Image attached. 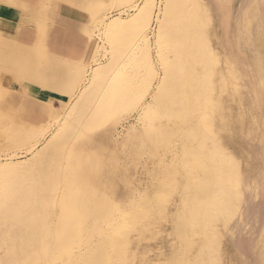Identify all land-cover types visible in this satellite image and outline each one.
<instances>
[{
  "label": "rangeland",
  "instance_id": "374dc122",
  "mask_svg": "<svg viewBox=\"0 0 264 264\" xmlns=\"http://www.w3.org/2000/svg\"><path fill=\"white\" fill-rule=\"evenodd\" d=\"M1 1L0 71L9 72L18 81L17 86L21 91L27 90L32 92L31 96L52 101L55 107L49 121H53L58 108V120L39 135L37 147L41 148L53 135L56 136L58 147L63 151L64 169L61 176L63 182L56 195L54 218V233L60 239L58 245L48 244L44 251L38 248L37 254L33 251L29 256V262L15 259L13 264H201L200 257L209 254V251L200 241L205 230L203 221L197 215L200 212L212 215L214 223L208 227L207 233L220 230L221 234L217 235H221L225 246L235 251V260L238 259L240 264H262L264 42L261 45L260 39L264 38V0H197L201 20L198 32L194 26L186 25L187 22L177 25L176 22L163 20L166 0H155L153 14L142 21V27H145L150 38L147 48L141 42L140 24L135 20L123 30H113L112 33H107L103 27L99 35L98 28L94 27L95 23L97 27L99 23L97 14L89 10L97 20L90 22L88 33L91 42L95 41L99 46L86 63L82 77H90L96 71L103 80L100 79L85 92L82 101L79 100L82 91L89 88L91 82L81 80L74 83L75 75L65 76L55 66L53 69L58 76L48 84V90L36 89L37 86L32 87L34 84L23 86L19 82L20 76L15 71L17 61L11 55H16L14 51L18 47H13L9 42L16 40L2 17L3 12L12 7ZM138 1L105 3V15H116L123 11V15L128 16L134 12L133 7ZM185 1L189 4L186 11L190 16L195 8V4L191 3L194 0ZM179 25L188 26L189 31L193 29L184 34V41L178 38L181 35L179 32L177 35ZM160 29L166 33L159 40ZM196 32L205 41L207 39L204 48L208 51V60L195 61L191 57L192 73H198L201 84L206 87L210 81L218 79L212 90L215 114L211 118L218 129L220 141L235 147L234 151L241 161L239 180L234 184L238 207L230 220H227L225 213H221L225 206L222 203H225L223 201L231 191L229 186L225 187L226 192L218 191L215 202L219 206H211V194L202 193L197 188L198 184L209 183L210 178L213 181L216 177L206 176L213 165L208 162V155L216 149L218 163L223 167L227 156L208 127L194 131L192 137L186 134L203 108L191 104L192 96L188 102L179 100L183 99L182 94L186 90L190 93V78L184 79L186 83L182 89L167 88L159 97L154 96L169 69L177 68L173 53L177 51L174 47L175 37L179 40L176 42L183 45L182 51L189 53L187 51L192 44L190 37L193 38ZM198 51L193 47L190 53L196 55ZM8 54L11 59H8ZM99 63H104L101 68ZM235 66L242 74V78L237 75L235 80L242 91L243 103L240 105L232 98V86H228V93L224 90L227 73ZM33 68L40 73L41 70L35 65ZM213 70L218 71V77L211 75ZM34 80L33 76L32 82ZM7 82L0 72V113L6 115L0 124L2 163L29 158L30 144H17L12 137L18 135L19 131L34 132L23 122L21 109L3 103V95L9 85ZM72 85L73 96L70 95ZM239 107L245 111L242 123L238 117ZM41 168V172H31L37 175L48 173L46 166V169ZM11 175V172L0 170V243L7 236L17 238L18 230L28 221H21L20 213L23 210L19 202L22 193L15 191L17 184H14L18 183L19 176ZM39 180L41 182L43 178ZM40 182L33 181L34 186ZM64 210L70 216L67 219L70 224L64 236L60 237ZM2 255L0 248V259ZM229 256L227 252L221 253L220 263L230 264Z\"/></svg>",
  "mask_w": 264,
  "mask_h": 264
},
{
  "label": "bare ground",
  "instance_id": "6f19581e",
  "mask_svg": "<svg viewBox=\"0 0 264 264\" xmlns=\"http://www.w3.org/2000/svg\"><path fill=\"white\" fill-rule=\"evenodd\" d=\"M65 1L71 2L73 0H65ZM93 1H94L93 4L88 6L87 9H89V10H91L97 14V19L99 20V23H98V27L95 26L96 23H95L94 27H96V29L98 28L97 30L99 31V33H98L99 35H101V33L103 31V27L107 33H112L113 30H120V31L123 30L128 25L133 23L132 22L133 20H135L136 22H138L140 24L141 42L145 45V48H147L150 45L149 33L146 31L144 26L142 27V21L145 18H148L153 14V10L155 8V0H140V1H138L133 7L134 12L131 13L130 15L128 14V16H124L122 13L123 11H120L116 15H111V16L105 15V9H104L106 7L105 3H107V4H109V3L114 4L115 3L116 4V3L122 2L123 4H126V3H129L130 1L132 2V0H93ZM195 1H197V0H194V2H191V3L195 4L194 10L192 9L193 14L191 13V15L188 16V13L186 11L187 10V4H188L187 1H185V0H166V4H165L164 10H163V15H162L163 20H165V21L170 20V21L176 22L177 25H178V23H180V24L184 23L185 24L187 22L186 25L189 24V27L194 26V29H196V31L198 32L199 31L198 26H199L200 21H201L200 15L198 12V8H200V3L195 2ZM1 3H7V4L15 6L18 4V1H16V0H2ZM40 8H39V11H40ZM45 11H47V9ZM189 12H190V10H189ZM40 13H42V12H40ZM125 14H127V13H125ZM46 15H48V14H46ZM158 16L159 15H157V18H158ZM107 20H109V22ZM159 22H160V20H159ZM204 25H202V26H204ZM187 27L188 26L181 27V25H179V27H177L178 28L177 35H178V32H179V34H181V35H178V38L182 41H184V39H185L184 34H187L189 31ZM96 29L94 28V30H96ZM191 30H193V29H191ZM191 30L189 31V33L191 32ZM197 32H196V34L194 33L192 35L193 38L190 37V40L191 39L192 40L189 42L190 43L192 42V44H190L188 42V44L191 45V48L195 47L196 49H199V51L196 53V55H194L193 53H190L191 48H190V50L188 49V51H187L190 54L185 53V51L183 52L182 51L183 45L180 44V42L177 43L176 41H179V40L178 39L176 40V37H175L174 47L176 48L177 51H175L173 53H174V56L176 55L175 57L177 59L176 60L177 68L176 69L175 68L169 69L170 72L169 73L167 72L166 75L163 77L161 84H160L161 86L154 96L159 97L160 94L162 93V91L167 89V88L169 89V88L179 87L180 89H182L183 87H185L184 84L186 83L184 81V79L186 77L190 78L189 79L190 83H191V86L189 84V86L191 87L190 93H188L186 90L185 93L182 94L183 99H179V100H183L185 102L186 101L188 102L190 100V97L192 96L191 104L201 106L203 108H202L201 112L198 111V112H200V116L198 117V120L196 121V123H194L193 125H191L188 128V130L186 131V134L188 136L192 137L194 134V131L201 129L203 126L208 127V129H210L212 131V133H211L212 136L215 138L217 137L216 140L219 142L221 147H223V149L225 151V155L227 156L226 161H225V166L223 167V165L218 163L217 157H219V156L217 154H215L216 149H214V151H212V154L210 156L208 155V162L213 163V165H212L213 168L211 167L210 171L208 170L210 174H206V176L212 177L213 175H216V177H214L213 181H211V178H210L209 183L198 184L197 188L199 190H201L202 193L207 194L209 192L211 194V196H212V197H210L211 198V201H210L211 206H213V205L219 206V204L215 202L217 200V196H219L218 191L221 190L223 192H226L225 187L229 186L231 191H230V193H227L225 201H223L225 203H222V204H225V206H224L223 212H221V213H225L227 216V220H230L231 216L235 213V211L237 210V207H238V202L236 199L237 192L234 190V184L239 180V165H240L239 162H241V161H240L239 157L237 156L236 151H234L236 149L235 147L231 146L230 144H228L226 142L220 141L218 129H216L215 123L211 118L212 115L215 114L214 113L215 112V105L213 104V101H212V92H213L212 90L214 88V85H216V82L218 81V79H216L217 81H215V82L210 81L208 86L206 87V86L201 84L202 79L199 78V76H197L198 73L197 74L192 73V70H191V68H192L191 64L192 63L190 62L191 57L194 58L195 61H200V60L202 61V60L208 58V51H207L206 47L204 48V45L207 46L205 44L207 39L205 41V39H203V36H199L197 34ZM93 33H94V31H93ZM165 33H166L165 31H162L160 29L159 36H158L159 40L162 38V35H164ZM203 35H204V33H203ZM262 35H263V33H262ZM262 35H261V37H262ZM42 37L45 38L43 35H42ZM263 42H264V38L262 37V39H260V44L263 45ZM181 43H183V42H181ZM44 48H45L44 45L39 43L37 45L35 53H29L31 51L26 52L23 49H21L20 47H18V49L16 48V51H14V52H16V55L11 54V51H10V54L12 55V57L14 56V59L17 61V63H16L17 67H15L16 68L15 71L18 74V77L20 76L19 82L23 86H26V85L32 86V84H34V86H32V87L37 86L35 88H38L40 90L47 88V90H48V87H49L48 84L51 83L53 81V79L58 76V74H56L54 69H53L55 66V69L57 68L58 72L61 71L63 74H65V76H67L69 74L75 75L76 79H75L74 83H76L77 81H81V80H86L87 82H89V81L91 82L90 87L86 88L85 90L82 91L81 97L79 99L80 101H82V99H83L82 96L84 95V93L88 92L92 86L96 85L100 81L101 77H98V73L96 71L90 77L87 75L82 77V75L85 73V70H86L85 67L87 66L85 63H83V64L71 63V62L55 59V58L51 57L50 55H48ZM105 49H107V48H105ZM218 49H221V48H218ZM216 52H218V51L216 50ZM11 55L8 56L9 57L8 59L12 58V57H10ZM104 56H106V55H104ZM207 60H206V62H207ZM206 62H204V63H206ZM196 63L197 62H195V64ZM102 64H104V63H99L100 68H101ZM34 65L37 68H39V70H41L40 73H38V71L33 68ZM203 68H205V67H203ZM206 72L207 71H205V74H206ZM102 74H104V73H102ZM214 74H216V76L218 77V71L211 72V75H214ZM211 75H210V77H211ZM237 75L242 78V74L240 73L238 67L236 68V66H235V68L229 70V72L227 73V80L225 82V89L224 90H225V93H228V91H227L228 86L229 87L232 86V88H231L232 92H233L232 98L237 100L238 101L237 103L240 105L243 103L241 100L242 91L240 90L239 86H237L235 83ZM33 76L35 77V80H34L35 82H32ZM200 76H201V74H200ZM204 77L205 76L203 75V78ZM102 80L103 79H101V81ZM86 84H88V83H86ZM73 87H74V85H72L70 87V90H71L70 95H72ZM57 88H58V86H57ZM64 92L66 93V91H64ZM192 93H194V95H192ZM70 95H69V97L71 98ZM76 106L77 105H75V107ZM23 112H24V110H23ZM244 112H243V109H241V108L239 109V116L238 117H240V119L244 117ZM58 115H59V110H56V117L53 118V121L56 122L58 120V118H57ZM5 117H6V115L0 113V124ZM238 117H237V119H238ZM245 117H247L246 114H245ZM53 121H47L42 126L40 125V127H35V125H29L30 129H33L34 132L19 131L18 135L12 137V140L16 139L17 144H21V142L22 143L24 142L26 144H30L29 152H31V156L29 158H27L25 160H18L17 159V161H15L14 159H11L8 162L5 161L6 163H2L0 161V170H5L7 173L11 172L12 175H15V177L19 176L18 177V179H19L18 183H21V185H19L17 182L14 184L15 185L17 184L15 191L17 193L18 192L22 193L21 197H20V202H19V203H21L20 206H21V209L23 210L22 213H20L21 214V221L22 220H28V221L30 220L29 222L27 221V223L24 224V226H22L21 229L18 230L17 238L12 237V236L11 237L7 236L6 238H4L2 240V242L0 243V248L2 249L3 255H2V259H0V264H13L15 259H18L21 262L27 263V262H29V256L32 254L33 251H35V253L37 254L39 252L38 248H41L42 251H44V250H46L48 244H54V245L57 244L58 245V242L60 241L59 236H56L57 234L55 235V233H54V229H55L54 228V218L56 216V209H57V205H56L57 204V196L56 195L58 194L59 188H61V183L63 182V181L61 182V176L64 173L63 164H62L63 163V158H62V152L63 151H62L61 147H58V144L56 142L57 139H56V136H54V135L41 148L37 147V145H38L37 142L39 141L37 138L39 137V135L42 132H44L47 128H49V126L53 123ZM23 122H25L27 124L26 119H24ZM240 122L242 123V119ZM248 123H249V121H248ZM242 125L244 126V124H242ZM20 130H22V129H20ZM59 132H58V134H59ZM63 134L65 135V131L63 132ZM62 138L60 140H62ZM221 158H222V156H221ZM45 166L47 167V169H49L48 173H45V171L42 170L45 173L44 175H41V173H40V175L33 174L36 170H38V172H41L40 171L41 167H44L41 169H46ZM32 170L33 171L35 170V171L32 173L31 172ZM87 170H88V168H87ZM81 171H82V169H81ZM85 171H86V169H85ZM43 172H42V174H43ZM84 172H83V174H84ZM81 175H82V173H81ZM39 178H43V181L40 182ZM81 178H83V175ZM35 179L38 180V182H40L39 184H36V186H34V183H33V181H36ZM200 180H201V178H200ZM35 183H37V182H35ZM211 183L214 184V186H212ZM227 191H228V189H227ZM35 194L37 196H34ZM9 209H10V207H9ZM196 212L199 213V209H197ZM126 213H129V212H126ZM218 213H220V212H218ZM197 215L199 216V220H202L204 225H205V230L202 231L204 237L200 241H202L204 243V245L208 248V251H209V254L202 255V257H200V263L201 264H206V263L207 264H221L220 263V254L227 252L228 255H230L229 256L230 260H231L230 264H240V261H238V259L235 260L237 257L235 251L230 246H229V248L227 246H225V242L220 237L221 235L220 236L217 235V234H221L220 230H219V232L216 230V232L214 231V232L209 233V234L207 233L208 227L213 222L212 215H209V212H205V213L200 212ZM207 215H209V217H210L209 221L207 219ZM2 217L4 218L5 216H2ZM61 217H62V219H61L62 229H61L60 237L64 236V234L66 233L67 226H68V224H70L69 223L70 220H67V219H70V216H69L67 211L64 210ZM14 218H16V216ZM219 218H220L219 215H217L218 220H220ZM0 219L2 220V218H0ZM18 220H19V218H18ZM226 223H227V221L222 223V225H225ZM5 224L6 223L4 222V225ZM22 224H23V222H22ZM124 235H125V233H124ZM126 242H127V240H126ZM126 244L127 243H125V245ZM130 244H131V242H130ZM122 245H124V244L122 243ZM122 245L120 244L119 246H122ZM130 247H132V246L130 245ZM122 249H123V247H122ZM48 250H50V249H48ZM261 255H263V254H261ZM142 257H144V256H142ZM127 258L128 257H126L125 259L128 260ZM263 258L261 260L262 264H264ZM125 259H123V260H125Z\"/></svg>",
  "mask_w": 264,
  "mask_h": 264
},
{
  "label": "crops",
  "instance_id": "0c3cea01",
  "mask_svg": "<svg viewBox=\"0 0 264 264\" xmlns=\"http://www.w3.org/2000/svg\"><path fill=\"white\" fill-rule=\"evenodd\" d=\"M16 1L18 4L15 6L4 3L12 8H7L2 14L3 20L12 30L13 39L16 40L9 41L13 47L16 45L26 52L35 53L37 45L41 43L47 54L55 59L79 64L89 63L99 46V43L91 42L88 33L90 22L96 20L95 14L87 9L93 4V0ZM0 72L9 83L3 95V103L22 109V112L24 110L23 117L28 125L40 127L50 120L55 107L52 101L31 96L32 92L27 90L21 91L17 86L18 81L9 72Z\"/></svg>",
  "mask_w": 264,
  "mask_h": 264
}]
</instances>
